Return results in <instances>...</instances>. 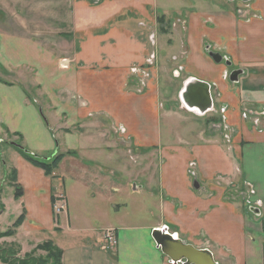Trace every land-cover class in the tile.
I'll list each match as a JSON object with an SVG mask.
<instances>
[{
    "label": "crops",
    "instance_id": "1",
    "mask_svg": "<svg viewBox=\"0 0 264 264\" xmlns=\"http://www.w3.org/2000/svg\"><path fill=\"white\" fill-rule=\"evenodd\" d=\"M214 4V10L187 20L188 50L181 69L187 79L213 87L227 152L213 138L190 148L162 147L159 67L143 89L130 78L129 69L145 65L151 49V26L140 24L154 17L159 1L0 0V140L19 135L34 156L60 153L72 160L63 175L62 160L50 177L20 154L9 153L22 190L19 200L4 182L0 165V222L7 211L5 192L15 207L8 225L25 214L9 237L20 255L50 241L62 251V264H173L152 239L154 230L166 227L185 243L210 251L217 264H264V128H250L241 119L245 104L264 109V0ZM207 46L237 63L242 71L237 84L226 80V65H214ZM129 145L139 153L136 157L149 156L142 168L148 176L138 184L120 165V159H129ZM160 147L169 163L158 182L150 158ZM113 157L115 165L107 162ZM195 159L199 192L184 176ZM221 177L238 181L214 184ZM68 182L82 193L75 200L79 205L69 200ZM133 184L139 187L132 190L142 207L138 217L123 213ZM228 186L239 189L238 199L226 198ZM60 196L66 209L56 214L53 206ZM110 230L117 237L112 247L104 241Z\"/></svg>",
    "mask_w": 264,
    "mask_h": 264
},
{
    "label": "rangeland",
    "instance_id": "2",
    "mask_svg": "<svg viewBox=\"0 0 264 264\" xmlns=\"http://www.w3.org/2000/svg\"><path fill=\"white\" fill-rule=\"evenodd\" d=\"M157 1H159L160 7L162 6V8L160 9L159 5L156 6L154 11H152L150 8V10L152 11V15H154V17L151 20H149L148 18L147 20L142 21V23L140 24L143 27H146L145 25L151 26V29H148L149 31L148 41L150 43V48H151L150 52L148 54V57L146 58L145 65L140 66V67L132 66L129 69V75H130V78L133 84H136L135 82H137L139 78L142 83L140 85L142 86V89H143L144 85H148L149 81H151L152 79V69L155 70L157 66L159 67V76L157 78V83L159 81L158 87H159V91L161 95H160V100L158 104H159V110L162 113V116L164 115L163 118L160 120L161 122L160 123L161 145L162 147L165 146V148L168 145H172L175 147L179 146L181 149H184L186 147L190 148L188 147L190 145L191 147L196 146V145L198 146L200 144L206 145L210 142V138H213L211 141L222 145V148L225 147L226 152H227V148L230 149V146L229 144L226 143L227 137H224L225 143L223 142L221 138L222 136L221 133L223 134V132H221L222 129L220 128L221 122L219 123V121H222V120H220L221 117L219 115V112L217 110L216 112H212V113L208 112L207 115L205 114L202 117L193 115L182 107L179 101V98H178L179 92L181 91L183 87V83L187 79L186 71L183 70V68L181 69V65L183 64L184 57L188 50L186 46L187 24H188L187 20H189V18H191L192 15L193 16L200 15L201 11H203L202 13H204L209 10H214V5H215L214 3H216L217 0H157ZM160 14H164V16L161 17ZM151 39L154 40L155 44L151 42ZM232 63H233V66H230V67L225 66L227 73L228 72L230 73L233 69L234 70L237 69V63H234V62ZM214 65L224 66L225 62L222 61L220 64L214 63ZM145 66H148V67L146 68ZM134 73H136V75H134ZM135 76H137L138 78L136 79ZM226 80L228 81V78H226ZM228 82L232 84L230 81ZM141 93L142 92L138 88L136 91V94L139 95ZM249 109L252 110V116L255 117L256 119H251L250 118L251 115H247L248 119L246 122H248V125H249L248 127L250 128L254 127V128H259L263 130L264 117L259 114L260 113L259 110H257L256 108L249 107L248 104H245L244 108L241 109V119H243V123L245 119L242 117V113L244 115V113H247ZM227 118H229V116H227ZM239 118H240V115H239ZM204 130H206L207 132L206 138L203 135ZM225 133H227L226 130L224 131V134ZM184 140H186L187 142H184ZM162 147H160V150H161L160 153H155L156 156H153L150 158V160H153L154 162V172L156 174L158 182H160L161 180V177L159 176L160 171L162 173L163 168L167 166L169 163V157L167 155L164 156L163 152L165 151H163L164 149ZM125 149H128L129 159L128 157L120 159L122 161L120 165H123L124 168H127V170L129 171V173L128 171H125L124 172L125 175L129 178L131 177L135 178L134 183L137 182L138 184L139 180L143 181L142 178H146L148 176V174L145 171H142V168H144V166L149 164V156L141 157V159L139 157H136L138 156L137 154L139 153L138 152L133 153L132 145L125 147ZM144 151H148V150H144ZM157 151L158 150H155L154 152H157ZM12 152H16L21 155V153L24 152V148L22 146V142L20 138H18L14 134H9L7 138H5L4 140H0V162L3 161L4 167L1 165V163L0 165L3 168L2 171H4L3 172L4 182L6 183L9 182L10 174L13 169L12 166H10L11 164H10V159L8 155L9 153H12ZM161 153H163V155ZM159 155H160V159L158 162ZM39 158L45 161H50L51 159V157L50 158L39 157ZM143 158L145 159V162L142 161ZM114 160L116 159L113 157V158H110L107 162L113 161L112 165H115ZM132 160H134L135 163L132 162ZM71 161L72 160L67 159L66 157L63 159L62 166H60V171L62 175H63V172L67 171L68 168L72 165ZM100 162H105V161L101 159ZM170 165L171 166L176 165V168H178V164L170 163ZM208 165H213V164H211L210 162H207L206 166ZM188 167L189 169L184 175L185 179L187 182H192L190 183V187L196 190L197 192H199L200 191L199 184H198L199 185L198 189H195L193 187L194 181L199 183V180H200L199 178L200 175L196 173V171L198 170L197 160L196 162H194V166H188ZM164 180H166V177L164 178ZM167 180H169V183H170V177ZM227 180L228 182L238 181L237 179H233V178L232 179L230 178ZM227 180L223 179V180L215 182L214 184L227 182ZM204 183L205 182L201 183V185H203L201 191L205 190L204 188L206 187V185ZM68 184L69 186L67 187V193L69 196V200L71 203L72 202L74 203L75 200L82 198V193L72 182H68ZM165 185L167 184L165 183ZM238 186L239 185L237 184V187ZM123 188L124 187H122L121 190H124ZM223 188L224 187H222V190ZM228 188L229 186L224 188L225 193L227 195L226 198H228V200H231V198L238 199L239 197L237 194L239 192V189L237 188L236 190L231 191V189L228 190ZM1 189H2V186H0V193H1ZM126 192L129 195L127 197L128 205H127V208H125L123 213L129 214L130 217L137 216L142 210V207H139L140 199L135 197L136 194H133L132 185L128 187ZM8 193L10 192H5V194H3V199L7 207V211L0 222V233H3L6 230L11 228L10 225L8 224H10L14 218L13 217V214L15 212L14 210L15 207L13 204L14 202L9 197ZM84 195H86V192ZM84 195H83V198H84ZM91 195L92 194H90V197ZM60 199L64 200L65 198L63 196H60L58 199L59 202L57 204H60ZM132 212L134 213L132 214ZM9 244L10 243H9L8 237L0 238V248H3L4 246L9 245ZM46 255L47 254L42 251L36 252V256L38 257L45 258ZM23 256L24 254L21 253L20 257L22 258Z\"/></svg>",
    "mask_w": 264,
    "mask_h": 264
},
{
    "label": "water",
    "instance_id": "3",
    "mask_svg": "<svg viewBox=\"0 0 264 264\" xmlns=\"http://www.w3.org/2000/svg\"><path fill=\"white\" fill-rule=\"evenodd\" d=\"M205 52L216 64H220L222 61L225 62L227 67H230L232 64L227 58L219 53L212 52L209 46L205 48ZM241 74V70L232 71L229 74V81L233 84H237ZM178 98L182 107L196 116L202 117L208 112L213 111L210 85L207 82L195 78H188L184 81ZM193 187L195 189L199 188L196 181H194ZM138 189L139 187L136 184H133L132 190L138 191ZM250 209L253 213L258 215L256 209ZM152 239L154 240L156 247L159 248L173 264H217L210 251L196 249L194 246L178 239L177 236L169 234L166 227L154 230L152 232Z\"/></svg>",
    "mask_w": 264,
    "mask_h": 264
},
{
    "label": "trees",
    "instance_id": "4",
    "mask_svg": "<svg viewBox=\"0 0 264 264\" xmlns=\"http://www.w3.org/2000/svg\"><path fill=\"white\" fill-rule=\"evenodd\" d=\"M16 136L21 140L19 135ZM21 156L34 167L43 170L44 173L50 177L53 176L54 171L65 157L64 154L59 153L51 157L50 161H45L37 156L32 155L25 149L24 152L21 153ZM0 163L4 167L3 161ZM8 184L14 189V198L19 200L22 196V190L16 183V171L14 169L11 171ZM3 211L4 205L0 201V214ZM24 216L25 214L23 211L10 229L0 233V238L12 237L15 234L16 228H18L23 223ZM37 251L45 252L47 254L46 257L43 258L36 256ZM18 254H20L19 247L13 243L0 248V264H62V251L50 241L40 244L33 251L25 254L22 258Z\"/></svg>",
    "mask_w": 264,
    "mask_h": 264
},
{
    "label": "built area",
    "instance_id": "5",
    "mask_svg": "<svg viewBox=\"0 0 264 264\" xmlns=\"http://www.w3.org/2000/svg\"><path fill=\"white\" fill-rule=\"evenodd\" d=\"M134 75H136V73H134ZM136 79L138 78L137 76H135ZM137 82L141 83L140 79L138 78ZM66 209V203L64 200L60 199V204L55 203L53 206V211L54 213L58 214L61 213L63 211H65ZM116 233L113 230L107 231L104 233V241L107 245L114 246L116 244Z\"/></svg>",
    "mask_w": 264,
    "mask_h": 264
},
{
    "label": "flooded vegetation",
    "instance_id": "6",
    "mask_svg": "<svg viewBox=\"0 0 264 264\" xmlns=\"http://www.w3.org/2000/svg\"><path fill=\"white\" fill-rule=\"evenodd\" d=\"M214 53H217V52H214ZM232 71H234V69H233ZM232 71H231V72H232ZM176 72H177V71H176ZM231 72H230V73H231ZM177 73H178V72H177ZM230 73H229V74H230ZM186 80H187V79H186ZM186 80H185V81H186ZM228 81H229V75H228ZM232 84H233V83H232ZM211 90H214L212 86H210V95H211V98H212V101H213V95H214V94L212 95ZM213 106H214V108H213V112H216V110L219 112V108L215 107V104H214V103H213ZM259 111H260L259 114L262 115V116L264 117V109H260ZM214 114H215V113H214ZM247 115H251V116H250L251 119H256L255 117L252 116V111H251V110H248V112H247V113H244V115H243V113H242V117H243L246 121H247V119H248V116H247ZM263 120H264V119H263ZM213 258H214V257H213Z\"/></svg>",
    "mask_w": 264,
    "mask_h": 264
},
{
    "label": "bare ground",
    "instance_id": "7",
    "mask_svg": "<svg viewBox=\"0 0 264 264\" xmlns=\"http://www.w3.org/2000/svg\"><path fill=\"white\" fill-rule=\"evenodd\" d=\"M151 42H153L154 43V40L153 39H151ZM155 44V43H154Z\"/></svg>",
    "mask_w": 264,
    "mask_h": 264
}]
</instances>
